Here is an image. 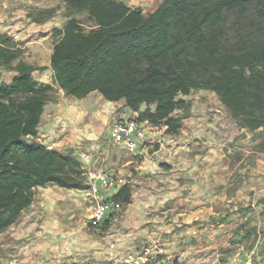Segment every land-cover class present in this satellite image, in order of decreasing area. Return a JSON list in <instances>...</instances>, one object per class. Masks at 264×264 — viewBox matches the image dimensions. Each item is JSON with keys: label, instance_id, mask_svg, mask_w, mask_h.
Here are the masks:
<instances>
[{"label": "trees", "instance_id": "1", "mask_svg": "<svg viewBox=\"0 0 264 264\" xmlns=\"http://www.w3.org/2000/svg\"><path fill=\"white\" fill-rule=\"evenodd\" d=\"M59 11L67 23L52 32V84L38 81L39 67L24 60L21 44L0 34V67L14 72L9 82L0 79V234L20 221L39 187L88 188L73 151L38 140L58 89L123 101L138 121L172 136L190 112L183 97L208 90L242 129L259 134L264 153V0H163L147 13L117 0H62L28 16L45 23ZM131 197L125 183L108 200L123 205Z\"/></svg>", "mask_w": 264, "mask_h": 264}, {"label": "crops", "instance_id": "2", "mask_svg": "<svg viewBox=\"0 0 264 264\" xmlns=\"http://www.w3.org/2000/svg\"><path fill=\"white\" fill-rule=\"evenodd\" d=\"M117 1L129 5L131 1L156 2L148 11L152 12L163 0ZM52 51L53 48L51 54ZM58 91L64 98L56 104L52 100L46 103L38 140L59 151L63 150L52 146L54 142L48 143L40 138L45 127L55 122L53 116L47 118L46 109H66L63 113L65 117L78 119L85 113L81 115V109H109V106L125 105L123 101H107L96 92L78 99L66 96L61 89ZM128 109L125 106L124 111ZM105 119L109 120V116ZM107 122H110V127L115 123ZM187 127L172 136L165 133V127L150 125L145 129L146 140L137 153L112 144L108 135V146L112 145L114 149L108 150L102 159L108 167L105 173L123 181L114 190L100 189V192L108 198L129 183L132 197L128 204L120 205L119 210H112L100 227H89L86 219L78 218V213L58 207L61 197L64 200L68 198L51 188L72 189L56 185L39 187L38 190L44 192L43 202H40L44 215L40 221H34L28 234L37 232V236L50 237L52 243L39 247L26 246L23 259L14 258L10 264H40L32 260L33 251L37 252V256L49 258L47 264H116L125 254L137 253L143 244L154 241H160L165 246L168 260L163 264H177V260L183 264H247V257L253 252L248 253L245 244L239 242L245 241V235L253 229L259 233L264 227V191L261 201L251 205L247 203L248 210L240 205L245 199L241 188L236 195L229 197L226 191L230 190L232 182L224 189L219 185L224 183L223 177L230 179L235 174L224 164L229 158L223 147L225 129H216L217 133L212 129H209V134L197 133L200 136L197 140L194 134L199 126ZM87 134L89 138L95 136L94 132ZM125 151L131 156L124 155ZM81 161L85 170L88 167L86 164L97 162L95 158ZM249 187L252 188L251 185ZM215 188L220 194L214 193ZM232 201L235 202L233 206ZM67 204L76 206L78 202ZM245 216H248L247 220ZM244 256H247L246 260H243ZM0 261L5 262L3 257Z\"/></svg>", "mask_w": 264, "mask_h": 264}, {"label": "rangeland", "instance_id": "3", "mask_svg": "<svg viewBox=\"0 0 264 264\" xmlns=\"http://www.w3.org/2000/svg\"><path fill=\"white\" fill-rule=\"evenodd\" d=\"M61 3L62 0H0V34L8 33L12 39L21 44L25 49L24 60L39 67L34 72V76L38 81L53 83L50 57L51 50L58 37L53 36L52 32L54 27L62 29L67 23V18L63 15L62 11H59L47 22L36 23L30 19L28 13L37 9L56 7L61 5ZM155 4L156 2L150 4L130 2V5H138L146 13ZM83 19L85 27L90 28V22L86 21L85 17ZM13 74V71L0 67L1 80L9 82ZM62 98L64 96L57 90L52 102L56 104ZM183 98L190 103V112L183 121L182 129L188 128L187 126H199L196 129L198 131L194 134L197 140L200 139L197 133L208 132L209 134V129H212L214 132L217 131L216 129H225L223 147L226 156L229 158L225 160L224 164L228 167L227 169L234 170L235 174L230 179L223 177L224 183L219 185L224 189L226 185L228 186L232 182V186H229L230 190L226 191L229 197L234 196V194L236 195L237 191L241 188L244 191L245 199L240 205H243V208L248 210L247 203L250 202L251 205L252 202L257 203L261 201L260 197L264 191V153L258 150L259 134L242 129L230 117L228 111L214 92L198 90ZM114 107L109 106V109H105L106 107L104 109L103 107L102 109H81V115L83 112L85 113L82 115V118L78 119H71V116L65 117L63 113H66V109H46L47 118L53 116L55 122L47 126L48 128L45 127L46 129H44L45 131L42 132L40 138L42 141H48V143L54 142L52 146L62 148L63 151H73L80 160H87V158L92 160L95 158L97 162L86 164L88 166L86 174L89 171L105 173L108 171V167H106V162L102 159L108 150L114 149L111 147L112 145L108 146L107 138L112 126L110 127V122L107 121L110 120L111 123H116L131 120L137 122L144 129L150 126L146 121H138L139 113H135L130 109L124 111V104ZM144 109L145 107L142 108V110ZM55 113L58 114L55 115ZM175 114L181 115L182 112L177 111ZM106 116H109V120L105 119ZM90 132H94L95 136L93 138H89L90 135L87 133ZM161 136L163 137L164 135L162 134ZM161 136L159 135V137ZM92 139L95 140L93 141ZM130 152L125 151L124 155L130 157ZM244 170L247 174L244 173ZM250 172H255V174ZM87 184L88 188L84 190L72 189L69 191L59 190L58 187L51 188L54 191L58 190L62 192L61 195L68 198V200H64L61 197L58 207L61 209L68 208L71 212L78 213L79 219L85 220L91 216L97 208L98 202L88 177ZM218 188H215L217 189L214 191L215 194H220ZM43 194V190L37 189V200L33 202L32 205L34 206L31 205L30 208L23 212V222L21 221L11 226L4 233L0 234V257H3L5 260V262L0 261V264H10L11 260L14 262V258L23 259L24 247L26 246L34 245V247H39L45 243L46 245L52 243L50 237L37 236V232L28 234L29 229H33L32 225L35 223L34 221H40L43 218L44 213L40 210ZM68 202H78V204L73 206L67 204ZM231 205H235V202L232 201ZM57 213H61V211ZM89 227L97 228L100 226L89 225ZM244 240L239 243L245 244V250L248 253H251V251L253 253L249 254L248 257L244 256L243 260H246L247 257V264H264V227L260 229L259 233L256 231L251 236L245 235ZM54 244L56 245L55 242ZM36 253L32 252L34 255L33 261L40 264H47L50 261L49 258L45 259L40 255L37 256ZM177 264L183 263L177 260Z\"/></svg>", "mask_w": 264, "mask_h": 264}, {"label": "built area", "instance_id": "4", "mask_svg": "<svg viewBox=\"0 0 264 264\" xmlns=\"http://www.w3.org/2000/svg\"><path fill=\"white\" fill-rule=\"evenodd\" d=\"M109 139L112 144L123 146L129 151L137 153L139 146L146 140V131L135 121H120L114 123L110 128ZM86 175L98 202L97 208L86 219V223L101 226L112 210H119L120 204L108 200L99 193L100 189L114 190L119 187L123 180L103 172L89 171ZM244 219L247 220L248 216H245ZM167 260L168 255L164 244L160 241H154L143 244L137 253L125 254L116 264H163ZM58 264L67 263L59 262Z\"/></svg>", "mask_w": 264, "mask_h": 264}]
</instances>
